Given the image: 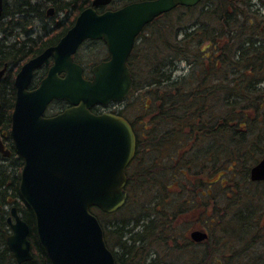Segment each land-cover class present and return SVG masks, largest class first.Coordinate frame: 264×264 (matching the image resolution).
<instances>
[{
	"label": "trees",
	"instance_id": "obj_1",
	"mask_svg": "<svg viewBox=\"0 0 264 264\" xmlns=\"http://www.w3.org/2000/svg\"><path fill=\"white\" fill-rule=\"evenodd\" d=\"M136 1L143 0L123 3ZM89 2L12 0L4 8V141H9L14 101L16 71L10 69L43 50L55 35L61 36L71 23L69 16ZM259 3L264 5V0H203L160 16L137 39L128 60L134 86L126 102H139L133 120L125 115L126 103L119 113L131 122L137 139L135 157L126 170L128 199L114 213L117 220H100L116 264H181L179 257L183 264H264V182L249 179L251 167L264 156V88L257 87L264 82V9L253 6L261 8ZM49 4L65 13L58 22L45 17ZM175 11H182L183 17L158 25ZM182 20L185 25H178ZM49 28L52 33L44 40L40 34ZM164 30H170L172 39L159 50L157 40ZM96 45L103 50L101 56L82 55L85 60L106 58L105 48ZM83 58L76 60L89 65ZM182 63L188 69L176 75ZM136 72L142 74L138 79ZM51 107L55 114L66 104L54 102ZM21 167L14 152L9 159L0 156V206L16 207L29 228L32 260L21 264H50L38 241L33 213L19 196ZM141 208L150 213L133 211ZM124 211L127 218L122 217ZM5 213L2 209L0 264H17L5 243ZM197 223L208 233L201 244L187 235ZM111 239L115 242L110 245Z\"/></svg>",
	"mask_w": 264,
	"mask_h": 264
},
{
	"label": "water",
	"instance_id": "obj_2",
	"mask_svg": "<svg viewBox=\"0 0 264 264\" xmlns=\"http://www.w3.org/2000/svg\"><path fill=\"white\" fill-rule=\"evenodd\" d=\"M199 1H144L98 14L95 8L111 0H93L54 47L28 60L16 74L10 135L23 159L19 194L35 216L37 236L50 264H115L102 228L89 210L96 207L112 213L124 205L125 170L134 157L135 137L123 118L89 110L120 102L128 94L132 79L127 60L146 24L177 6L191 7ZM87 39L102 40L110 55L92 69L91 80L83 77L82 68L72 59ZM50 56L48 73L29 91L33 72L48 64ZM53 100L71 106L44 117ZM0 153L10 155L1 141ZM250 179L264 180V157L251 168ZM11 215L15 223L7 246L18 263L30 261L28 228L14 208ZM190 238L201 242L207 234L196 230Z\"/></svg>",
	"mask_w": 264,
	"mask_h": 264
},
{
	"label": "flooded vegetation",
	"instance_id": "obj_3",
	"mask_svg": "<svg viewBox=\"0 0 264 264\" xmlns=\"http://www.w3.org/2000/svg\"><path fill=\"white\" fill-rule=\"evenodd\" d=\"M124 2V0H111V2L109 3V5H111L112 3V5L111 6H109L108 4L107 5H105V7L106 8H104L103 6V8H100V9H103V10H116V9H120L122 6H124V5H126L125 3H123ZM11 4H12V1H11ZM8 6H10V3H9V0H3V3H2V13H1V16H0V19H2V15H3V10H4V8L5 7H8ZM90 6V2H89V4H88V6H86V7H89ZM84 9V8H83ZM99 9V8H98ZM75 12V11H74ZM80 12V11H79ZM79 12L77 13V12H75V14L74 13H72L70 16H69V21L71 22L70 23V25L66 28V30H65V32L61 35V36H58V35H55L51 40H50V44L49 45H47L45 48H43V50H41L39 53H37L36 55H34V56H31L30 58H28L27 60H30V59H33V58H36V57H38L43 51H45L47 48H50V47H54L59 41H60V39L67 33V31L72 27V25L74 24V22H75V19H76V17L78 16V14H79ZM60 12H56L55 11V8L54 7H52L51 6V4H49V6H47L46 7V13H45V17H47L48 19H51V18H54V17H57V15L59 14ZM65 14V13H64ZM4 19V18H3ZM2 19V20H3ZM59 21V20H58ZM57 20H55V22H58ZM67 21V20H66ZM50 33H52V28H49L45 33H42V35L40 34V36H46V37H44V40L45 39H48L49 37H47V35H49ZM91 42H93V41H89V42H83V44L80 46V48L78 49V51H77V53L74 55V60L77 62V60H76V58L78 57V59L80 60V56L78 55L79 54V51L81 50V48L82 47H84V46H86V45H88V44H90ZM27 60L26 61H24L22 64H19V65H17L15 68H11L10 70H12L11 71V73L13 72V70L14 71H16L15 72V74L13 75V79H12V87H13V89H14V99H15V92H16V88H15V84H14V81H15V76H16V74L18 73V71H19V69L21 68V66L25 63V62H27ZM81 61V60H80ZM52 63H53V58H52V56H50L49 58H48V64H43L42 66H40L38 69H36L34 72H33V74H32V80H31V83H33L34 84V82L36 81V80H38L35 84H34V86L33 85H30L29 86V89H31V88H33V89H35L36 88V86L38 85V83H39V81H41L45 76H46V74L48 73V70H49V68H50V66L52 65ZM83 67V71H84V76L86 77V78H90L89 76H88V68H86L85 66H82ZM2 69H4L5 71H4V73H3V75H2V77L0 78V82H1V80L5 77V74H6V69H7V65H5ZM91 70V69H90ZM90 70H89V72H90ZM0 86H1V83H0ZM1 88V87H0ZM1 92V91H0ZM14 102V101H13ZM12 110H13V108L11 109V113H12ZM116 111H119L118 109H115ZM91 111L93 112V113H96V114H99V113H101V109L99 108V107H93L92 109H91ZM10 118H11V115H10ZM11 120H10V124H9V141H4L3 139V142H4V144H5V148L6 149H8L9 150V152L11 153V155L13 154V152H14V154H15V148H14V144H13V141L11 140V138H10V130H11ZM0 136L1 137H4V133L2 132V130L0 129ZM13 151V152H12ZM11 155H10V157L9 158H11ZM1 156V155H0ZM9 158H7V159H9ZM2 221V220H1ZM4 224H5V227H6V229H7V231H8V235L10 234V231H11V229H10V226H9V223H8V217L6 216V215H4ZM195 227H193L192 229H191V231L192 230H195L194 229ZM29 233V232H28ZM7 235V236H8ZM28 236V235H27ZM199 244H201V243H199ZM30 250H31V247H30ZM28 262V261H27ZM21 264V263H20Z\"/></svg>",
	"mask_w": 264,
	"mask_h": 264
},
{
	"label": "rangeland",
	"instance_id": "obj_4",
	"mask_svg": "<svg viewBox=\"0 0 264 264\" xmlns=\"http://www.w3.org/2000/svg\"><path fill=\"white\" fill-rule=\"evenodd\" d=\"M11 1L12 0H9V3L11 4ZM64 16V13H59L58 15H57V17H56V20L58 21L61 17H63ZM183 17V12L182 11H175L174 12V14L170 17V18H166V19H163L162 20V23H158V25H165V24H167V21L169 20L170 21V23H174L175 21H176V19L177 18H182ZM4 22V24L7 22V20H4L3 21ZM185 20H182L181 22H179V24L178 25H180V26H182V25H185ZM175 28H173V30H174ZM143 35V33L141 34V36ZM146 35V34H145ZM141 36H140V38H141ZM147 36V35H146ZM0 37H1V35H0ZM172 39V38H171ZM171 39H170V30H164V32H162V34L159 36V38H158V40H157V43H158V49L159 50H164V46H165V44H167L168 43V41L170 40L171 41ZM145 45H149V41H145ZM102 52H103V50L100 48V47H97V45L96 44H88V45H86V46H84V47H82L81 48V50L79 51V54L78 55H80L81 56V58H83L82 57V55H89V54H94V53H99L100 54V56H101V54H102ZM106 52V51H105ZM135 54H136V52H135ZM134 57V56H133ZM143 58V57H142ZM84 59V58H83ZM85 60V59H84ZM84 60H82V62L84 61ZM85 61H87V60H85ZM99 60H95V59H93L91 62L90 61H87V62H89L90 64L89 65H87V64H84V62H83V64H84V66L86 67V68H88L89 66H93L94 64H96L97 62H98ZM179 71L176 73V75H181V74H183L184 72H186L187 71V69H188V67H187V65L186 64H184V63H182V64H180L179 65ZM142 74L139 72V75H138V72H136V74H135V77L138 79V77L139 76H141ZM138 87V86H137ZM135 99H136V96H133ZM131 101H133V98L131 99ZM131 101H129V102H126V110H125V115L127 116V117H129L131 120H133V111H134V109H137V104H138V100H136V101H133L132 103H131ZM120 108V106H118L117 107V109H119ZM113 108H105V109H103V110H106V111H109V112H111V111H115V110H112ZM50 111V113H52L54 110H53V108L52 109H50L49 110ZM132 113V115H130L129 113ZM143 201V199L140 201V202H142ZM256 204H259V203H256ZM131 206V205H130ZM144 206L146 207V204H144ZM8 207L9 206H4V210H5V212H7L9 209H8ZM132 207V206H131ZM131 208H128L127 209V211L128 210H130ZM127 211H124V214L122 215V217H128L129 216V214H128V212ZM133 211H135V212H139V211H142V212H144L145 214L146 213H150V209H147V208H141V209H133ZM100 218H101V220H109V221H111V220H117L118 218H117V216H116V214H114V215H111V216H109L108 217V219L107 218H105V217H102V216H100ZM107 224V229L109 230L110 229V227H109V225H108V223H106ZM193 225H195L196 227H200V228H202L203 229V227L201 226V224L200 223H197V224H193ZM179 226V225H178ZM180 227V226H179ZM189 233V232H188ZM188 233H187V235H188ZM110 241V245L111 244H113L114 242H115V239H114V241H113V239H111V240H109ZM187 253V252H186ZM188 255H189V253H188ZM187 255V256H188ZM178 258V257H177ZM183 257H179V262L181 263V264H183L184 263V261H182L181 259H182Z\"/></svg>",
	"mask_w": 264,
	"mask_h": 264
},
{
	"label": "bare ground",
	"instance_id": "obj_5",
	"mask_svg": "<svg viewBox=\"0 0 264 264\" xmlns=\"http://www.w3.org/2000/svg\"><path fill=\"white\" fill-rule=\"evenodd\" d=\"M259 4H260V7H261V8H259V7L257 6V4H253L254 8H255L256 10L264 9V5H262L261 3H259ZM257 87H258V89H262V88H264V82L259 83V84L257 85Z\"/></svg>",
	"mask_w": 264,
	"mask_h": 264
}]
</instances>
